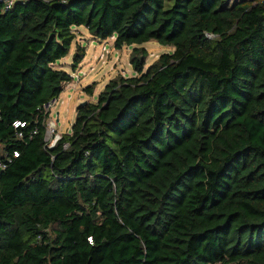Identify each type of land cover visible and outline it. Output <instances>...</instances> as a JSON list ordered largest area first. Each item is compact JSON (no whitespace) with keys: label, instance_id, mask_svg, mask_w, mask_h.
Wrapping results in <instances>:
<instances>
[{"label":"trees","instance_id":"obj_1","mask_svg":"<svg viewBox=\"0 0 264 264\" xmlns=\"http://www.w3.org/2000/svg\"><path fill=\"white\" fill-rule=\"evenodd\" d=\"M82 27L136 76L51 147ZM0 264H264V0L0 2Z\"/></svg>","mask_w":264,"mask_h":264},{"label":"rangeland","instance_id":"obj_2","mask_svg":"<svg viewBox=\"0 0 264 264\" xmlns=\"http://www.w3.org/2000/svg\"><path fill=\"white\" fill-rule=\"evenodd\" d=\"M172 5L173 1L166 7L170 8ZM76 33L77 38L70 55L56 65V67L66 68L72 74L73 81L64 84L60 97L46 108L50 113L47 141L51 145L58 137L71 133L76 120L77 108L83 103L96 101L97 95L104 90L109 81L118 76L126 78L136 76L129 60L132 47L116 50L113 39L107 41L96 39L84 27L76 29ZM79 47L84 49L86 56L79 68L73 71L72 57ZM144 47L148 52L146 69L161 55L173 51L172 48L161 46L155 41L149 42ZM93 84L96 85V90L94 97H90L86 89Z\"/></svg>","mask_w":264,"mask_h":264},{"label":"built area","instance_id":"obj_3","mask_svg":"<svg viewBox=\"0 0 264 264\" xmlns=\"http://www.w3.org/2000/svg\"><path fill=\"white\" fill-rule=\"evenodd\" d=\"M20 0H0V2L1 3H3L4 5H5V9H6V11H8V10H10L13 6H14V4L15 3H17V2H19ZM55 101V100H54ZM53 102V101H52ZM51 104V103H50ZM50 104H48V105H50ZM48 105L46 106V107H48ZM51 125H53V124H51ZM48 130V129H47ZM47 134H48V131L46 132V141H47ZM62 137H58L55 141H54V143H53V145H51L50 144V146L51 147H54L55 145H56V143L61 139ZM48 142V141H47ZM49 143V142H48Z\"/></svg>","mask_w":264,"mask_h":264},{"label":"water","instance_id":"obj_4","mask_svg":"<svg viewBox=\"0 0 264 264\" xmlns=\"http://www.w3.org/2000/svg\"><path fill=\"white\" fill-rule=\"evenodd\" d=\"M82 105H85V103H83Z\"/></svg>","mask_w":264,"mask_h":264}]
</instances>
